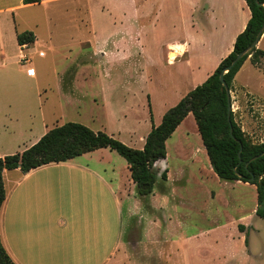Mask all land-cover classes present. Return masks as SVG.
<instances>
[{"label": "rangeland", "instance_id": "374dc122", "mask_svg": "<svg viewBox=\"0 0 264 264\" xmlns=\"http://www.w3.org/2000/svg\"><path fill=\"white\" fill-rule=\"evenodd\" d=\"M186 1L60 0L26 8L38 41L24 50L29 61L23 65L29 81L40 85L55 107L56 117L47 123L78 122L140 148L150 124L203 76L191 77L175 59L181 46L171 50L168 43H188V54L207 57V69L220 43H228L217 35L220 21L231 32L235 20L245 18L230 0L229 15L216 10L211 18L200 17V24L189 28L191 39L182 17ZM249 61L264 73V56L256 64ZM256 75L251 79L255 95L233 81L229 90L233 118L252 143L264 141V82ZM190 117L167 138L169 177L162 180L166 168H154L156 180L144 197L126 181L125 158L109 149L125 184L112 264H264V219L253 211L256 188L213 176L200 153L198 159L175 154L181 141L194 147L202 143ZM240 223L248 228L243 234Z\"/></svg>", "mask_w": 264, "mask_h": 264}, {"label": "crops", "instance_id": "0c3cea01", "mask_svg": "<svg viewBox=\"0 0 264 264\" xmlns=\"http://www.w3.org/2000/svg\"><path fill=\"white\" fill-rule=\"evenodd\" d=\"M56 1L60 0H40L29 4H24L21 0H0V156L21 152L35 143L50 127L57 125L50 126L47 123L56 117L55 107L51 105L50 96H45L47 92L36 82L29 81L22 61L24 50L38 41L36 25L34 28L28 25L25 9L34 4L44 5ZM229 1L187 0L184 5L187 13L182 15L188 21L187 35L192 39L193 30L189 31V28L199 25L200 17L211 18L212 15L215 16L216 10L221 15L228 16ZM231 1L236 7V13L245 18L238 21L236 19L231 32L226 22L220 21L217 35L220 36V42L223 38L228 43H220L222 48L207 69L204 65L207 57L188 54V43H168L171 50L175 46H181L183 51L175 59L179 60L180 66L191 77L203 72V76L193 82V85L203 82L230 52L236 35L244 29L250 17L244 0ZM25 30L32 31L34 41L23 47V43L18 44L16 35ZM256 47L264 50V31ZM206 54L209 56L211 52ZM39 56H44V53ZM255 74L256 78H261L264 82V73L246 58L233 82L244 85L250 94L255 95L251 87V79ZM259 89L260 87L256 91ZM182 95L184 94H180V97ZM190 116L193 115L188 112L171 135ZM161 117L158 122L150 124L148 132L152 125L160 122ZM141 143L140 148L144 138ZM181 143V150H175L178 157L182 158L187 153L198 159L200 153L205 158L208 172L216 176L205 157L206 151L202 143L195 147L188 142ZM108 150L107 147L97 148L28 171H22L18 167L3 170L4 199L0 205V241L15 264H112L120 239V193L125 190V184L111 163V151ZM166 157L167 150L165 158L154 162V168L158 165L166 168L167 179L170 173ZM124 169L126 181L134 184L128 166L125 165ZM251 185L255 187L254 184ZM255 208L256 205L253 211ZM239 225L242 231L240 234L248 230L245 224Z\"/></svg>", "mask_w": 264, "mask_h": 264}, {"label": "trees", "instance_id": "16d2710c", "mask_svg": "<svg viewBox=\"0 0 264 264\" xmlns=\"http://www.w3.org/2000/svg\"><path fill=\"white\" fill-rule=\"evenodd\" d=\"M21 1L24 4L40 2V0ZM244 1L250 11V17L244 29L236 35L230 52L220 60L203 82L168 108L157 125H152L145 136L142 148L128 146L106 132L93 131L78 122L68 121L55 125L21 152L0 156V205L4 199L2 182L4 169L18 167L22 171H28L43 164L63 161L101 147L115 150L125 158L130 178L135 185V193L144 197L151 193L156 180L154 162L166 156V139L186 114L191 112L214 173L221 179L254 184L258 204L255 214L264 219V208L259 207L260 201L264 199V141L250 142L235 122L232 110L228 121L226 93L221 88L218 78L221 70L228 67L235 56L254 40L263 23L264 0ZM16 40L18 44L31 43L34 41V35L31 31L25 30L16 35ZM263 56L264 50L254 47L225 70L223 79L228 89H231L234 76L246 58L249 57L251 62L256 64ZM262 70L264 72V68ZM260 153L263 154L259 155ZM255 155L259 156L246 164ZM166 171L165 169L160 174L162 180H166ZM0 264H15L6 253L1 241Z\"/></svg>", "mask_w": 264, "mask_h": 264}, {"label": "water", "instance_id": "95a60500", "mask_svg": "<svg viewBox=\"0 0 264 264\" xmlns=\"http://www.w3.org/2000/svg\"><path fill=\"white\" fill-rule=\"evenodd\" d=\"M258 4H261V2H258V1H256ZM264 31V20H263V23H262V25H261V28L259 29V31L257 32V34H256V36H255V38H254V40L244 49V50H242L241 52H239L236 56H235V58L232 60V62H231V64L228 66V67H226V68H224L223 70H221V72L219 73V76H218V78H219V80H220V82H221V88L222 89H224L225 90V93H226V99H227V106H226V113H227V119H228V121H229V115H230V110H231V100H230V93H229V89H228V87H227V85H226V83H225V81H224V79H223V73H224V71L225 70H227V69H229L230 68V66H232L239 58H241L245 53H247V52H249L251 49H253L254 47H256V44H257V42H258V40H259V38H260V35H261V33ZM230 123V122H229ZM230 132H231V127H230ZM240 149H241V146H240V148H239V151H240ZM263 153H260L259 155H262ZM259 155H255V156H253V157H251L247 162H246V164L248 163V162H250L251 160H254L257 156H259ZM245 164V165H246ZM259 207L262 209V208H264V199H262L261 201H260V204H259Z\"/></svg>", "mask_w": 264, "mask_h": 264}, {"label": "built area", "instance_id": "2783aa9c", "mask_svg": "<svg viewBox=\"0 0 264 264\" xmlns=\"http://www.w3.org/2000/svg\"><path fill=\"white\" fill-rule=\"evenodd\" d=\"M22 46H23V47H26V43H23ZM42 54H43V52H42V51H39L38 55H42ZM22 61H23V63H26V62L29 61V58L27 57L26 54H24V55L22 56Z\"/></svg>", "mask_w": 264, "mask_h": 264}, {"label": "clouds", "instance_id": "9594fccd", "mask_svg": "<svg viewBox=\"0 0 264 264\" xmlns=\"http://www.w3.org/2000/svg\"><path fill=\"white\" fill-rule=\"evenodd\" d=\"M164 202H165V199H164V198H162V199H161V203L163 204Z\"/></svg>", "mask_w": 264, "mask_h": 264}]
</instances>
